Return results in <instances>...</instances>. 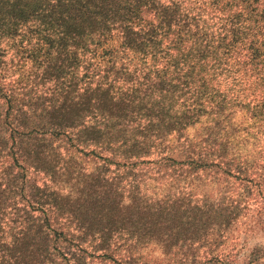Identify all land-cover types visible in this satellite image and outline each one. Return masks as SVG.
<instances>
[{
  "label": "trees",
  "instance_id": "obj_1",
  "mask_svg": "<svg viewBox=\"0 0 264 264\" xmlns=\"http://www.w3.org/2000/svg\"><path fill=\"white\" fill-rule=\"evenodd\" d=\"M105 1L36 0V16L44 22L60 18V29L62 26L67 33L64 37L72 40L73 60L81 67L73 74V96L66 95L38 114L22 109L12 117L14 94H1L0 90V264H93L88 261L90 254L81 248L84 236L99 237L95 247L104 250L113 235L139 228L141 214L153 220L167 202L143 194L140 178L132 188L140 196L131 195L129 202H123L121 197L126 194H121L129 191L131 175L136 179L158 175L163 168L187 171L192 165L218 166L209 160L211 155H220L213 147L205 152L208 158L198 156L194 162L170 157L171 138L176 142L185 136L184 126L195 123L200 115L223 114L232 105L242 107V103L227 101L231 92L238 93L236 86L242 88L244 101H253L250 77H240L247 74L246 68L218 66L225 82L208 94L202 88L204 83H194L191 72L182 71L181 64L191 55L219 60L231 35L251 36L254 56L260 45L257 36H264L260 19L248 22L246 17L225 15V24L214 28L198 13L188 14L180 0H131L118 16ZM221 1L230 4V0ZM219 2L212 4L218 8ZM2 4L11 5L12 0H0ZM75 5L97 11L79 17L72 14L80 11ZM57 9V15H52ZM147 14L154 20L145 22ZM115 32L120 36L117 50L125 52L122 56L116 49L100 47L101 39L105 41ZM99 49L104 51L102 55ZM128 51L136 61H127L123 55ZM117 57L123 63H117ZM96 58L101 59L102 67H97ZM173 71L180 74L176 79L181 87L176 86ZM236 72L239 80L231 78ZM169 120L172 123L161 126ZM79 157L92 161L91 168ZM58 173L76 180L93 178L91 191L81 200L87 201L86 206L79 201H75L79 206H72L68 194L64 201L55 184ZM95 173L104 177L96 181L99 175ZM169 203L182 206L185 202L177 198ZM151 223L147 225L152 227ZM74 232L83 235L79 236L83 242H75Z\"/></svg>",
  "mask_w": 264,
  "mask_h": 264
},
{
  "label": "rangeland",
  "instance_id": "obj_2",
  "mask_svg": "<svg viewBox=\"0 0 264 264\" xmlns=\"http://www.w3.org/2000/svg\"><path fill=\"white\" fill-rule=\"evenodd\" d=\"M212 1L180 0L188 14L198 13L200 18L210 20L214 28L225 24V15H237L239 19L246 17L250 20L248 22L257 18L264 28V0L258 3L254 0H230L228 5L219 0L218 8ZM105 2L107 8L118 16L131 0ZM246 2L256 8L248 7ZM75 8L80 6L75 5ZM79 10H73L72 14L80 17L85 12L92 16L97 11L92 6ZM36 12V0H12L11 5H0V90L1 94L8 91L14 94L12 117L22 109L36 110L38 114L41 108L48 109L50 104H58L66 95L73 96L75 92L72 90H76L73 74L81 71L73 60L72 40L64 37L67 33L62 26L60 29L62 20L57 18L44 22ZM58 12L57 9L52 15ZM152 20L151 14H147L145 22ZM250 37L231 35L229 42L226 39L224 43L226 52L222 54L221 49L219 53V60L213 56L191 55L184 60L185 64H181L182 71L191 72L194 83H204L202 88L208 94L221 88L219 82H225L222 80L224 74H218V66H232L233 70L246 68L247 74L240 77L251 79V95L255 93L253 101H244L242 88L236 86L238 93L231 92L227 101L230 104L242 103V107L232 105L223 114L200 115L195 123L184 126L185 136L176 142L171 138L170 157L194 162L198 156L208 158L210 155L205 152L208 147H213L220 155H211L209 160L219 165H192L187 171L163 168L158 175H141L136 179L131 175L129 191L123 190L121 194H126L121 197L123 202H129L131 195L140 196L132 189L138 178L143 194L155 200L166 199L167 202L156 211L153 220L149 221L146 214H141L139 228L113 235L104 250L95 247L101 241H96L99 237L92 234L84 236L85 243L81 248L90 254L88 261L93 264H264V36H257L260 45L254 56ZM101 40L100 47L116 49L120 56L125 53L117 50L120 43L118 32L105 41ZM100 49L98 53L102 55L104 51ZM160 53L158 56L162 57ZM123 56L127 61H136L129 51ZM116 62L123 63L120 57ZM102 63L100 58H96L97 67H102ZM172 74L176 86L181 87L176 79L180 74L177 71ZM238 76L239 72H236L231 78L239 80ZM178 80L182 81V78ZM228 82H232L229 77ZM169 123L172 121L163 122L161 126ZM176 128L180 126L176 125ZM79 159L85 167L91 168L92 161ZM58 174L59 180L55 184L64 195V201L68 194L72 206H79L75 201L86 206L87 201L83 203L81 200L91 191L93 178L80 176L76 180L75 177ZM95 175H99L96 181L104 177L102 173ZM177 198L184 199V205L169 203ZM148 222H152V227L147 225ZM77 234L74 232L75 242H83L79 240L83 235Z\"/></svg>",
  "mask_w": 264,
  "mask_h": 264
}]
</instances>
